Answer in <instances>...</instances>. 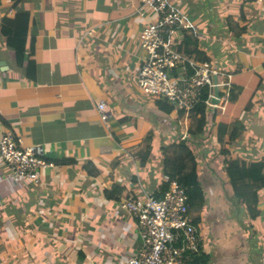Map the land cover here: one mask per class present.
<instances>
[{
  "label": "crops",
  "instance_id": "0c3cea01",
  "mask_svg": "<svg viewBox=\"0 0 264 264\" xmlns=\"http://www.w3.org/2000/svg\"><path fill=\"white\" fill-rule=\"evenodd\" d=\"M143 1L0 0V19L28 13L37 62L36 80L26 79L0 34V135L11 131L21 146L52 164L34 185L9 177L0 160V264H124L142 241L136 220L120 203L161 195L164 159L181 140L196 159L205 198L202 210L190 215L199 216L198 229L203 220L222 239L216 246L200 240L210 256L206 247L214 246L209 263L263 264L257 243L252 251L244 243L226 250L223 232L233 219L221 210L223 201L231 203L226 162L264 157V0H168L194 26L175 33L174 49L195 59L198 51L207 64L232 76L236 98L224 114L206 111L200 133L184 113H166L137 88L139 34L153 20L150 11L137 12ZM98 101L109 107L108 127L98 119ZM219 123L227 125L221 141ZM211 153L217 154L219 175L207 161ZM61 158L75 163L54 162ZM2 199L13 207L2 210ZM257 210L251 221L255 242L264 237V187Z\"/></svg>",
  "mask_w": 264,
  "mask_h": 264
},
{
  "label": "built area",
  "instance_id": "2783aa9c",
  "mask_svg": "<svg viewBox=\"0 0 264 264\" xmlns=\"http://www.w3.org/2000/svg\"><path fill=\"white\" fill-rule=\"evenodd\" d=\"M146 10L152 13L153 20L139 34L142 55L136 84L140 92L168 101L186 117L204 90L207 109L214 107L211 99L215 86L218 100L225 104L230 97L232 76L195 58H186L174 49L175 33L194 29L188 14L168 0H144L137 12ZM177 67L181 68V75L171 76ZM95 109L98 119L108 127L111 114L106 102L98 101ZM0 160L8 168L9 177L34 185L41 182V171L52 166L35 149L21 146L20 138L8 130L0 135ZM163 181L168 185L160 198L144 194L143 198H126L120 203V208L136 220L142 241L141 248L124 264H191L190 256L199 248V230L191 222L185 189L167 176H163Z\"/></svg>",
  "mask_w": 264,
  "mask_h": 264
},
{
  "label": "trees",
  "instance_id": "16d2710c",
  "mask_svg": "<svg viewBox=\"0 0 264 264\" xmlns=\"http://www.w3.org/2000/svg\"><path fill=\"white\" fill-rule=\"evenodd\" d=\"M19 1L20 0H15L14 3H17ZM29 24V15L27 12L21 11L17 13L13 18H8L3 15L0 19V34L5 39V44L14 53L16 67L24 68L25 78L31 81H35L37 73V62L36 59L33 58L34 39L29 38ZM185 41H189L188 36H186ZM195 53L198 56L196 57L197 61L207 63L206 61H208V59L206 57H202V54L198 51H195L194 54ZM25 55L27 56L26 61L24 59ZM186 55H188L187 51ZM181 73V68L177 67L173 71L171 76H179L181 75ZM206 98L207 93L204 90L201 94L200 101L188 114V117L195 122L196 127L194 130L197 131V133L203 132L206 129V111H208L206 104L204 103V100ZM235 98L236 94L234 93V89L232 86L229 101L226 105L227 110ZM155 101L157 105H159V107L166 113H170L174 109L173 105L168 101L160 99H155ZM239 111L241 110L239 109ZM226 126L227 125L225 123H219L217 125L218 141L222 140V136L225 133ZM194 130L192 131V129L189 127L188 132L194 133ZM241 132V129H239L234 138L239 137ZM234 138H229L228 140H232ZM185 142L186 141L181 140L178 143L173 144L172 156H166V158L164 159V168L162 174L163 176L169 177L170 180H176L185 189L189 211L194 214L199 213L205 206V198L203 189L199 181L196 159L193 155V152ZM149 151L150 143L148 142L143 155L140 156L141 161H146L149 155ZM54 162L56 164L75 163L73 159L68 158H61L55 160ZM89 164L86 165L85 168L87 169L89 174H93V176H95L97 174V170L96 172L92 171L90 173ZM224 171L231 188L230 202L233 206V215L231 216L235 218L237 223L245 231L244 234L247 237L246 240L248 238H251L254 241V236L256 238V235L254 233L251 221H254L259 215V212L257 210L258 193L264 187V157L256 161H227L226 166L224 167ZM163 176L161 185L162 192L165 191L168 185L163 181ZM156 197L160 198L161 195ZM2 200L4 206L2 210H9L11 207H13L10 200ZM247 219L249 222L247 221ZM3 221L4 217L2 216L0 217V223L3 224ZM191 222L194 225H198L199 216L192 217ZM249 246V248H253L251 247V245ZM202 249V246L199 245L198 250L191 254V264H208L209 256L208 254H205Z\"/></svg>",
  "mask_w": 264,
  "mask_h": 264
},
{
  "label": "rangeland",
  "instance_id": "374dc122",
  "mask_svg": "<svg viewBox=\"0 0 264 264\" xmlns=\"http://www.w3.org/2000/svg\"><path fill=\"white\" fill-rule=\"evenodd\" d=\"M221 28H219V29H215L214 31H216L217 33L219 32V30H220ZM184 56H186V58L188 57L187 55H184ZM189 58V57H188ZM219 62L218 63H223V62H225V58H218V56H217V58H216ZM217 60H215V62H217ZM212 67V66H211ZM214 68V67H213ZM219 92V91H218ZM222 95L220 94V97H221ZM218 98H219V96H218ZM217 98V99H218ZM228 101H229V99L227 100V102L224 104V103H222V100H218L217 102H219V103H214L213 104V106L214 107H212L211 109H214V108H217V109H219V112L220 113H218V114H224L226 111H227V108H226V105H227V103H228ZM213 103V102H212ZM189 118V117H188ZM188 122V121H187ZM198 149V148H197ZM207 155V154H206ZM207 157L209 158L207 161H210V165L213 167V169L214 170H216V174H218L219 172H218V169H219V167H216V165H214V164H216L217 163V154H214V153H211V154H209V155H207ZM207 161H204V162H207ZM206 164H209V163H206ZM219 175V174H218ZM218 175H215V177H218ZM227 203V202H226ZM226 203H224V201H223V204H222V209L223 210H221V212H222V214H221V216L222 217H225V216H227V215H233V208H232V205H231V203L230 204H226ZM231 211V212H230ZM195 214V213H194ZM224 214V215H223ZM220 218V217H219ZM228 218V216L226 217V219ZM230 218H232L233 220H232V222H231V225L230 226H228V229H226L224 232H223V239H224V243L226 244V250H228V248L230 247V248H234V246L238 249V246H237V244L239 245V248H240V245L242 244V243H244L245 245H251V247H253L254 246V244L255 243H257L259 246H260V249L262 250V252L264 253V237H261V239H258V241L259 242H255V241H253V239H247L246 240V235L244 234L243 236H242V234H243V231H241V229H240V226H239V224L237 223V221L235 220V218L233 217V216H231ZM247 221H248V219H247ZM222 222H223V220H222ZM249 222V221H248ZM227 225H229V222H225ZM239 226V227H238ZM253 226V225H252ZM199 237H200V240H202V242L204 241L205 243L207 242L208 244H211V245H214V246H216L218 243H219V241H221L222 239L220 238V237H218V235H219V233L218 234H216V233H212V234H210V229H209V227L206 225V224H204V221L202 220L200 223H199ZM245 233V232H244ZM216 234V235H215ZM259 235V237H260V234H258ZM245 236V237H244ZM254 238H255V236H254ZM237 241V243H235ZM253 241V242H252ZM214 246L213 247H206V248H210L211 249V256H213V254H214ZM250 247V246H249ZM222 250V249H221ZM250 250H253V248H250ZM204 251V250H203ZM202 251V252H203ZM223 251H225V250H222V252ZM205 253V252H204ZM205 254H207V253H205ZM209 256V261H211V256L210 255H208ZM208 264H211V263H209L208 262Z\"/></svg>",
  "mask_w": 264,
  "mask_h": 264
},
{
  "label": "water",
  "instance_id": "95a60500",
  "mask_svg": "<svg viewBox=\"0 0 264 264\" xmlns=\"http://www.w3.org/2000/svg\"><path fill=\"white\" fill-rule=\"evenodd\" d=\"M4 64V62L3 61H0V66L1 65H3ZM216 81H217V78H216V76H214L213 77V82H214V84L216 83ZM218 96H219V92H218V88L215 86L214 87V98H212L211 99V101L213 102V103H218L217 101H218Z\"/></svg>",
  "mask_w": 264,
  "mask_h": 264
}]
</instances>
